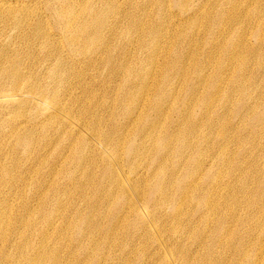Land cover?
<instances>
[{
	"label": "bare ground",
	"instance_id": "bare-ground-1",
	"mask_svg": "<svg viewBox=\"0 0 264 264\" xmlns=\"http://www.w3.org/2000/svg\"><path fill=\"white\" fill-rule=\"evenodd\" d=\"M188 1L174 27L167 0H43L46 14L34 0H0V264H128L141 242L153 253L141 248L138 264H215V254L199 252L212 249L208 238L234 248L230 222H241L243 201L259 211L264 189L228 193L221 179L206 183L219 157L208 154L206 131L218 130L223 163L243 174L227 159L230 123L219 111L230 107V83L247 88L248 55L264 49V11L252 9L258 0ZM253 20L255 45L246 37ZM201 33L211 36L209 49L194 64ZM97 74L104 89L94 94ZM203 82L206 106L197 115L189 100ZM185 86L189 107L175 118ZM250 91L231 115L257 101ZM73 192L84 206L72 202L69 215ZM223 196L232 217L213 201ZM250 220L241 222L249 230ZM75 231L90 263L62 254Z\"/></svg>",
	"mask_w": 264,
	"mask_h": 264
},
{
	"label": "rangeland",
	"instance_id": "rangeland-1",
	"mask_svg": "<svg viewBox=\"0 0 264 264\" xmlns=\"http://www.w3.org/2000/svg\"><path fill=\"white\" fill-rule=\"evenodd\" d=\"M14 1H17V0H13V2ZM34 1L35 2L37 1L39 3L37 6L38 9L41 12H43L44 14H46L47 11L44 7L43 0H34ZM183 1H185V0H167L170 20H171V23L174 25V27H177V25H180L178 23L183 18V14L181 13L180 6H179V3H182ZM260 1L261 0L255 1V4H254L252 9H255V10L257 9V10L263 12L264 11V0H263V2H260ZM197 2H198V0H189L188 5H190V6L196 5ZM126 5H128V4H126ZM128 7L130 8L129 9L130 13H132V14L133 13L134 14L139 13L137 6L128 5ZM134 7H136V8H134ZM255 7H257V8H255ZM156 16H157V14L154 13L152 17L155 18ZM245 18H246V15H245ZM262 19H263V24L261 26V32H263V33L261 35L264 37V35H263L264 34V17H262ZM254 21L255 20H253V22L251 24H246V28H248V29H246V34H247L246 37L249 38V43L251 45H255V41L258 38L255 35H254V38L252 36H250V34L253 31L256 32L255 27L257 29V26H256L257 24L255 25L256 22H254ZM234 28L237 29V26L234 25ZM200 37H201V39H199L200 46H198L197 51H196V53L198 55L197 54L195 55L197 58L194 59V61H193V63L195 62L196 64L198 61H201L206 56L205 51H208L209 45H207V46H205V45L207 43H209L211 36L210 35L205 36L203 33H201ZM216 51L217 52L215 54L218 57L217 61L219 62L222 60V58H221L222 54L220 56V54H219L220 51L219 50H216ZM259 55L260 56H258V54H255V56H254V54L248 55L249 60H251L252 62H251V65L249 66V68L247 69V71H245V73H244V77L246 78V81H247L246 82L247 88L244 91L241 90L242 88L239 90L240 87H237V83H235V84L230 83L229 86L233 87V85H234V88H235V89H233L234 90V92H233L234 96L232 95L231 98L229 99L231 101L230 107L227 110L219 109V110H221V111H219L221 114V118L224 119L221 123H223L224 121H227V122L229 121V123H230V127L227 128L226 133H225V135L229 136V138L231 139L230 143H232V144L229 143V145L227 144V149L229 148L226 151V152H228V155H227L228 158L227 159L231 158L232 160H234V165H235V163L240 164L242 166L243 174L240 173L239 171H236V170L234 171L233 167L229 168L231 166V165L229 166V162H228L229 160L227 161V164L223 163L224 157L222 158V154H220L222 152V151H220V148L223 145H222V143H220L221 140H220L219 132H217L218 130L211 131L208 129L206 131V133L208 134V137H210V135H211V137L209 138V142H208L209 150H210L208 152V154L210 155L212 153H216V156H219V157H218V162L216 163L215 167H213L211 170H209L208 173H206V177L204 178L205 182L210 185L213 181H215V179H217V178L221 179V181L224 182L225 184L229 183L228 193L230 191V188L232 190V187H233L234 191L235 190L240 191L245 186L249 189H255V187L257 188V186H259L261 190L264 189V115H262V114H264V66L261 67L260 65H258V63L261 64L260 60L262 62H264V60L261 59V58H264V49L260 50ZM195 56H194V58H195ZM256 65H258V67ZM196 70H197L196 68L194 70L191 69L190 75H188L190 79L193 78V75H194ZM217 70L214 73L215 75H217ZM209 73H210V71H209ZM238 73H240L239 70H237L234 73V75H233L234 77H232L234 79L232 80V82L235 81L239 77L237 75ZM214 74H212L210 78H208V76L205 78L207 86L212 83V81H213L212 76ZM93 79L95 81L93 80V82H92V86H91L92 91L94 92V94L96 91H97V93H101L104 89V87L102 85V78L100 76H98V74H97L94 76ZM196 86H197V89L200 90V91L197 90L198 92H196V94L198 93L199 96L197 95L196 98H193V100L191 98L189 100V103H190L189 106H191L190 110L196 112V114L198 115L200 112V109L202 107L206 106V104H204V102H205L204 101V94H205L204 92H206L205 91L206 86L204 85V82H203L202 87L198 84H196ZM198 86H199V88H198ZM202 88H204V89H202ZM250 90L251 91L254 90V93H255L254 98L252 99V102L255 99H257V101L255 103H253L251 106H249L248 108H246L247 111H244L243 115H231V112L234 111L235 109L241 110L243 106L245 107V103H247V99H248L247 96H249L248 93ZM186 92H187V88L185 86L183 88L179 98L176 101L175 106L176 105L177 106L171 112V115H174L175 118H177V115H183V113L185 114L186 113L185 110H187V108L189 107L187 105L188 100L186 97ZM239 94H240V96H239ZM236 98L240 99L239 101H237L238 103H235ZM186 105H187V107H186ZM120 109L121 108H118L115 110L116 115L120 114ZM214 112L219 113V112H217V110ZM117 118H119V117L117 116ZM212 135L217 136V137H212ZM230 145H232V146H230ZM218 171H220V173ZM225 171H227V172H225ZM217 173H219V175H217ZM234 176H236V179L233 178ZM253 177L257 180V183L254 182V180L252 179ZM53 180H54V178H53ZM58 181H59V178H58ZM202 181L204 182V180H202ZM225 186L226 185H224V187ZM74 193L75 192H73L72 194H69L68 196L65 197L66 199L68 198L66 201V210L68 211L69 215L72 213V211H71L72 209L70 207L72 202H77V203L81 204L82 206H84V204H83L84 195L80 194V193H78V195H77L76 193L75 194ZM87 196L88 197L90 196L93 198L92 192H90V194H87ZM225 196H223V198L221 197L218 199H213V198L212 199L219 206V211L224 213V214H228L230 217L232 215L230 213L233 212V210H231L232 206H231V202H230V197L227 198ZM262 196L260 197V199L262 198ZM224 197L227 199H225ZM241 197H242V194H240V198ZM260 199L258 200L257 204L255 205V208H256L258 203H259V207H260L259 211L256 210L257 212H255L252 209L250 210V208H248V206L246 205L245 201H243L242 205L239 206V209L237 212V217H239L241 219V222L250 216V218H251L250 224L252 225V223H254L253 226L250 228V230H249V228H247V226H243L240 221L230 222L231 229H230V233H229L228 237L229 238L232 237L234 248H228V247L226 248L224 245L222 246V248L220 246L218 247V244L217 245L213 244L210 238H208V240L206 242L207 248L209 246L212 247V249H210L209 251L208 250L205 251L206 249L199 247L202 250L201 251L194 244L193 241L188 242L189 246L194 251L199 249V252L203 253V254H205L206 252L210 253L211 255L215 254L213 256V258H216L215 264H222L221 263L222 260L220 261V258L225 259L227 264H254L255 262H256V264H264V255L259 254V252L261 250L264 251V198L261 200ZM224 204H226V205H224ZM84 209H85L84 213H87V212L89 213L86 203H85ZM243 211L245 214L243 213ZM193 224L197 225V226L199 225V227L201 229L203 228V224H201V222L199 221V217L195 218V216H194ZM210 226L212 227V224H210ZM71 235L73 236L72 241L68 242V245L62 249V254H64V253L66 254V251L68 249V251L70 252L69 257L74 255V258L77 257L79 260H82L84 263H88L87 261H89V258L87 259L83 248H80V246H79V243L77 241L78 238H77L76 231H75V233H73ZM122 240L124 241V244L127 245V240H124V239H122ZM141 244L142 245L139 244V246H138L140 251L138 248H136L134 251V254L132 253L131 256H129V262L130 263H128V264H138L140 262L141 258L144 256V252L147 253V255H149L148 252L153 253V250L150 248V246H148L147 244H144L143 242H141ZM236 245L238 246V248H236ZM144 246H146V248ZM141 248L144 249L143 254H142ZM145 249H146V251H145ZM64 250H66V251H64ZM76 252H78V253H76ZM247 254L249 256H251L250 257L251 260H248L249 257H247ZM218 256H219V260H217ZM90 262L91 261H89V263ZM96 262H97V260H96Z\"/></svg>",
	"mask_w": 264,
	"mask_h": 264
}]
</instances>
